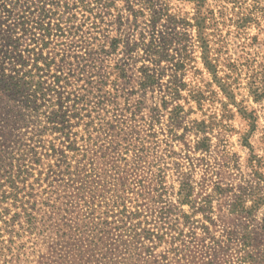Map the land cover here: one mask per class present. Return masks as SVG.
<instances>
[{
	"label": "rangeland",
	"instance_id": "obj_1",
	"mask_svg": "<svg viewBox=\"0 0 264 264\" xmlns=\"http://www.w3.org/2000/svg\"><path fill=\"white\" fill-rule=\"evenodd\" d=\"M108 1V20L112 22L103 24L100 32L84 28L80 43L76 38L65 39L54 28L44 33L43 54L48 66L39 75L46 99L62 101L65 107L69 96L67 113H77L81 106L80 114L88 116L71 119L68 138L62 132L57 135L46 131L42 141H53L57 146L65 139L73 140L74 145L87 151V159L97 164H117L125 147L141 149L137 167L130 163L124 172L125 182L133 187L141 180L145 186L141 190H151L154 174L159 172L165 186L160 204L169 206L172 212L158 214L157 208L151 210L155 205L143 199L149 226H162L165 215L172 223L179 215L182 218L175 208V194L183 173L194 181L196 194L215 189L209 229L230 254L220 258L218 264H250L248 253L255 258L253 264H264V0H152V9L164 14L156 23L161 52L155 68L149 60L138 59L146 47L141 42L147 44L152 39L146 26L147 11L134 19L130 10L137 8L139 0ZM60 26L63 31L67 28ZM115 37L120 39L116 49L111 44ZM135 43L138 46L133 47ZM78 44L81 51L77 53L111 46L112 56L127 63L128 84L122 78L107 79L109 70L98 62L80 70L79 58L70 56ZM142 65L153 68L149 72L156 77L144 88L139 86ZM76 90L85 96V102L78 103ZM135 102L139 111L134 114ZM175 107L180 117L176 119L177 128L171 130ZM39 122L46 121L38 112L20 131L19 138L30 140L31 130ZM93 127L99 128L97 135L87 132ZM62 193L59 188L58 201L63 206L68 200ZM252 205L250 213H240ZM181 208L182 212H191L187 205ZM195 231L200 229L196 227ZM244 235L246 247L241 239ZM86 246L87 240L83 248ZM104 250L102 245L96 252ZM110 253L108 250L106 254Z\"/></svg>",
	"mask_w": 264,
	"mask_h": 264
},
{
	"label": "trees",
	"instance_id": "obj_2",
	"mask_svg": "<svg viewBox=\"0 0 264 264\" xmlns=\"http://www.w3.org/2000/svg\"><path fill=\"white\" fill-rule=\"evenodd\" d=\"M151 1L139 0L137 8L130 11L134 19L148 13L146 26L152 39L147 44L141 42L146 47L138 59L149 60L155 68L161 52L156 23L164 14L155 12ZM110 4L108 0H0V264H171L172 260V264H218L222 262L220 258L230 255L219 246L222 240L209 229L215 189L196 194L194 181L183 177V173L175 194V208L182 218L179 215L172 223L165 215L162 226H149L148 207L143 208V199L155 205L151 210L157 208L158 214L172 212L169 206L160 204L165 186L159 172L154 174L151 190L147 187L143 192L141 180L133 187L125 182L124 172L130 163L137 167L141 149L125 147L117 164H97L96 160L87 159V151L74 145L73 140L65 139L67 144L60 145L64 142L60 141L57 146L53 141H42L46 131L57 135L62 132L68 138L71 119L88 116L80 114L81 106L77 113H67L69 96L65 107L62 101L46 99L39 75L48 66L43 54L44 33L54 28L65 39L76 38L80 43L84 28L100 32L103 24L112 22L108 20ZM60 25H66V30ZM111 40L116 49L120 39ZM79 46L71 50L70 56L79 58L80 70L98 62L109 70L107 79L122 78L128 84L127 63L112 56L111 46L100 45L93 52L77 53L81 51ZM136 46L138 43L133 47ZM129 57L134 58L131 54ZM153 68L139 67L140 87L156 81L155 73L149 72ZM76 92L78 103L85 102V96ZM137 103L132 105L134 114L139 111ZM38 112L46 122H39L25 142L19 133ZM171 114L170 127L175 130L180 117L178 109L175 107ZM89 124L90 121L85 125ZM98 130L93 127L87 132L97 135ZM204 183L203 180L201 187ZM59 188L68 200L63 206L58 201ZM182 205L191 212H182ZM252 208L253 205L240 213L248 214ZM196 214L202 217L194 218ZM196 227L200 232L195 231ZM241 239L246 247V236ZM86 240L89 246L83 248ZM214 243L218 248L213 249ZM102 245L104 252H96ZM246 257L250 264L255 262L250 253Z\"/></svg>",
	"mask_w": 264,
	"mask_h": 264
}]
</instances>
